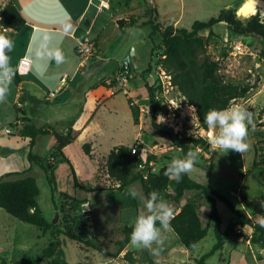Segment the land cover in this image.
I'll return each mask as SVG.
<instances>
[{"label":"rangeland","instance_id":"rangeland-1","mask_svg":"<svg viewBox=\"0 0 264 264\" xmlns=\"http://www.w3.org/2000/svg\"><path fill=\"white\" fill-rule=\"evenodd\" d=\"M244 1L113 0L112 7L103 8L95 18L93 31L99 35L103 56L106 58L104 61L89 67L86 65L76 74L74 71L80 59L71 48L69 52H64V59L56 64L54 71L44 72V84L33 80L31 75L27 76L24 79H30L35 85L29 86L27 90L32 93L38 92L41 101L39 104L30 102L25 106L22 100L19 103L14 102L13 87L9 88L10 93L6 101L0 103V178L6 181L26 176L36 178L40 188L38 202L49 223L63 228L64 222L69 218L78 217L84 222L91 242L112 253L116 252L118 249L116 241L123 237L122 227L133 226L138 215L145 210L144 194L140 182L130 185L124 191H107L116 187L103 179H97L99 162H103L110 151L119 145L133 147L140 143V150L136 156H141L143 160L151 158L154 162L152 167L144 170L145 173L149 170L159 172L173 159H181L182 153L175 145L152 134L149 130L152 120L149 117L140 116L135 122L128 102L129 96L122 89L124 87L115 88L113 84L107 83L110 78L105 77H110L117 71L125 59L124 53L129 55L135 49L138 59L136 63L130 64L129 78L135 90L134 94L143 99L146 96L145 79L149 74L157 75V70L161 67L158 62L164 52L162 32L168 26H173L176 30H190L194 21H207L226 9L227 12H237ZM127 2H130V5L127 6ZM4 5L5 1L0 0V7ZM147 9L152 10L151 16H146ZM112 15L116 18H128L132 15L137 18L138 24L140 20L142 24H136L123 31ZM262 17L264 18L263 15ZM238 18L246 22L249 17ZM144 20H152L153 24L159 27L152 37L151 25H143ZM200 34L209 37L208 53L219 62L226 82L241 87L250 86L246 96L233 100L230 105L238 104L248 108L253 113L255 128L249 125L247 143L250 144V149L243 154L234 151L225 153L219 149L214 151L207 142L197 146L193 151L199 153L198 162L189 175L199 183L214 187L228 197L237 208L243 209L242 197L252 200L264 196V169H252L255 159L254 134L264 131V41L257 35L238 34L225 22L215 25L211 31L203 30ZM237 46H242V53H237ZM25 47L26 43L20 40L12 44L11 50L5 53L9 59L6 65L0 66V73H3L8 65L16 72ZM69 58L72 62H69ZM66 71L70 79H75L68 88L66 83H61ZM133 72H137L138 76H132ZM12 82L11 85L14 86ZM3 84L8 87V81H4ZM99 86L108 89L107 94L112 98L107 102L100 100L99 104L103 102L102 105L93 111L91 97L89 98L86 111H92L93 118L80 136L72 133L77 136L76 140L65 150V155L74 167L81 185L77 188L70 166L58 153L52 134L38 137L33 150L48 165L46 169H42L29 161V139L23 137L20 132L27 124L46 128L50 132H61L81 108L83 109L87 91ZM51 92H55L56 95L48 99ZM23 98L27 99V94H24ZM71 101L74 103L71 104ZM63 116L71 118L65 119ZM208 131L214 133L213 129L208 128ZM86 143L92 144V158L85 153L83 146ZM52 173L55 175V181L52 180ZM97 187L105 190L89 192L84 190ZM132 189L139 194L136 198L129 195ZM63 194L81 199L84 203L77 204ZM166 201L174 212L188 203L195 204L208 234L195 247L186 249L170 227L163 233L165 237L163 250L158 256L149 252V256L168 264H197V260L212 251L217 242L213 229L214 222L210 219L211 203L200 192H187L178 203L173 200ZM217 205L223 229L230 231V234L225 236L223 249L216 251L207 260V264H264V247L257 243L259 233L251 226L242 227L223 203L218 202ZM249 218L254 221L253 217ZM61 238L64 242L65 258L69 264H129L124 259L127 251L133 252L139 262L145 257V251L133 247L131 243L119 256L111 257L92 248L82 247L65 236ZM51 241L49 233L13 218L0 208V264H15L26 256L31 259L40 258L42 249ZM40 264H48V261L43 259Z\"/></svg>","mask_w":264,"mask_h":264},{"label":"trees","instance_id":"trees-1","mask_svg":"<svg viewBox=\"0 0 264 264\" xmlns=\"http://www.w3.org/2000/svg\"><path fill=\"white\" fill-rule=\"evenodd\" d=\"M151 13V9L146 10V16H151ZM136 19V17H132L128 20H119L118 25L123 31H126L128 27H134L138 24ZM223 22L238 34L257 35L264 41V18L260 10H257L254 15L250 16L246 22L239 19L236 12L223 10L220 14L211 17L207 21H194L190 30H176L173 26H168L162 32L164 52L159 58L158 63L172 76L173 83L178 87L182 95L190 103L197 106L202 124L206 129L208 127L204 124L203 119L210 109H225L230 106L233 100L246 96L250 91V86L248 85L241 87L226 82L219 62L214 60L208 53L209 37H204L200 34L203 30L209 29L211 31L215 25ZM25 24L24 17L13 2L0 7V25L3 28L20 31ZM143 25H151L150 37L159 30V27L154 25L152 20L145 21ZM98 55L97 51L95 58ZM126 70L130 72V66ZM125 71L121 70V72ZM15 73L16 75L12 80L16 84H19L22 79L17 72ZM21 100L25 101L23 98ZM131 111L135 122H137L140 117L139 109L131 106ZM24 115H26L25 112ZM79 115H76L67 123L65 126L67 132H52L56 141L57 151L70 166L73 181L77 188L81 187V185L77 180L74 167L64 153V148L76 140V136L72 135V133L74 131V123L79 118ZM151 120L152 123L149 125V130H151L152 134L179 148L182 153L181 159L189 151L206 143L200 139L194 141V146L186 145L174 139L171 132L161 124L157 123L154 119ZM20 133L23 137L29 139V161L36 163L42 169H46L48 167L46 161L35 154L33 150L37 145L38 137L51 134V132L46 128H38L32 124H27L21 129ZM254 137L256 139L254 143L255 159L252 169H264V131L256 132ZM83 147L85 153L92 158V144L86 143ZM132 150V146L126 145H119L113 148L108 156L104 158L103 162H99L97 179H103L115 185L116 188L107 189V191H124L130 185L140 182L144 197L155 190L165 200H173L176 203L180 202L187 192L202 193L211 203L210 219L214 222L213 229L217 242L212 251L197 260V264H207V260L216 251L223 249L225 236L230 234V231L223 229L217 205L218 202L223 203L230 210L234 219L239 221L242 227L251 226L255 229L259 233L257 243L264 247V227L260 226V220L264 218V208H261V203H264V196L252 200L242 197L241 201L244 208L239 209L228 197L222 195L214 187L199 183L192 179L188 173L183 176L179 183L165 176L164 173L168 164L163 166L159 172L149 170L145 173V169L152 167L150 166L151 158H147L144 161L141 156L134 155ZM51 177L55 181L54 173L51 174ZM84 190L86 192L103 191L105 188H85ZM39 194L40 188L38 182L32 176L12 181L0 178V208L19 221L39 227L44 233H49L52 239L51 243L42 249V256L40 258L31 259L26 256L15 264H40L43 259H46L48 264H69L65 258L64 242L61 236L67 237L78 245H82V247L92 248L103 255L111 257L119 256L130 244V235L134 225L122 227L121 232L123 237L116 241L118 249L112 253L106 248L91 242L84 222L78 217L69 218V220L64 222L63 228L49 223L38 202ZM63 196L74 200L77 204L84 203L83 200L71 198L68 194H63ZM250 216L254 218V221L250 220ZM170 227L177 234L180 243L186 249L195 247L208 234V229L203 226L198 210L193 203H188L174 212V217L170 221ZM144 251L145 257L140 262L136 259L134 253L130 251L125 253L124 259L129 264H168L165 261L152 259L149 256V251Z\"/></svg>","mask_w":264,"mask_h":264},{"label":"crops","instance_id":"crops-1","mask_svg":"<svg viewBox=\"0 0 264 264\" xmlns=\"http://www.w3.org/2000/svg\"><path fill=\"white\" fill-rule=\"evenodd\" d=\"M4 1L6 4L9 2H13L14 5L19 9V11L21 12L22 16L26 21L25 26L20 31H13L11 29H7V31L3 32L2 34L5 35L8 39H10L11 44H13L15 41L18 40L26 43V47L24 49L23 54L20 57V60L23 57H28L29 59L32 60L31 71L27 76L31 75L33 77V80H37L41 84H44L43 82L44 72L54 71L53 69L55 68L56 64H58V62L55 58H50L49 55L50 54L54 55L56 50H59L62 53V57H63L64 52L66 51L69 52L70 49L72 48L74 49V52L78 57L77 44L79 40L91 41L98 50L99 55L96 58H94L92 61H90L87 64L88 65L87 67L92 65H97V63L104 61L106 59L103 56L104 52H103V47L99 41V35L94 34L93 31L95 27V18L103 11L102 10L103 8L110 9L112 7L113 0H109L107 3H105L104 0H4ZM113 5H115V3ZM126 5L127 6L130 5V2H127ZM93 14L95 15L93 16ZM112 17L114 21L118 24L119 20H123V19L128 20L129 18L132 17V15H130L128 18H121V17L116 18L115 15H112ZM140 24H142L141 20L139 21L138 25ZM45 35L50 37V39H44ZM7 50L8 49L6 48V51ZM37 53H39L40 56H38ZM127 56L129 55L124 53V57L126 58ZM62 59H64V57ZM69 62H72V59L69 58ZM121 63L117 71L113 72L110 77H105V78H111L112 76L121 72ZM134 63H136V61ZM85 67H82L81 63L79 62L78 67L74 72L78 74ZM131 74L132 76L135 77L138 76L137 72H133ZM27 76L21 77L22 81L19 84H16L13 80L12 83L14 86L8 84L9 88L13 87L12 93H13L14 102L19 103L21 98H23V95L27 94L28 98L25 99V101H23V104L25 106L28 105L30 102L39 104L41 101L39 99L38 92L34 91L35 93H32L27 90L29 86H35L34 82H32L30 79L27 80L24 79ZM149 77L147 79H149ZM65 78H66L65 83L68 88L71 86V84L74 82L75 79H70L67 71L66 73H64V76L61 78V83H63V79ZM4 81H8L7 77H4L3 82ZM9 93L10 90L8 94ZM107 93H108V89H106L103 86H99L96 87L95 89H90L87 91L85 95L83 109L81 108L82 111L81 110L79 111L78 113L80 114L79 118L75 121L73 126V130H74L73 132L76 133L77 136H80L88 128L93 118L92 111L95 108L97 110L98 107L102 105L103 102H107V100L112 98V96L108 95ZM90 97H91L90 103H91L92 111L87 112L86 108H87V104L89 103ZM100 100H104V101L100 102L99 104ZM72 103H74V101H71V104ZM63 117L71 118V116H63ZM49 126H51V124H49ZM61 132H67L66 128L64 129L62 128ZM54 145L55 143L53 144V146ZM66 148L67 147L64 148V153ZM210 165H212V163Z\"/></svg>","mask_w":264,"mask_h":264},{"label":"clouds","instance_id":"clouds-1","mask_svg":"<svg viewBox=\"0 0 264 264\" xmlns=\"http://www.w3.org/2000/svg\"><path fill=\"white\" fill-rule=\"evenodd\" d=\"M44 39H50L47 35ZM10 39L0 34V66L7 63L5 48L11 50ZM40 56L39 53H37ZM50 58H55L57 62L62 61V53L56 50ZM16 73L10 65L0 73V103L6 101L9 87L4 86L3 79L7 77L10 85ZM204 124L214 133L210 135L209 146L212 150H222L225 153L234 151L245 153L250 149L247 143L248 128L251 125L255 128L253 113L242 105H230L225 109H210L203 119ZM199 153L189 151L182 159H173L167 166L165 176L179 183L183 176L191 172L198 162ZM129 195L136 198L139 194L135 189ZM144 208L136 218L133 230L130 235V243L133 247L149 251L153 255H159L164 248L165 237L163 235L170 228V221L174 217V209L158 191L153 190L143 198ZM264 208V203H261ZM159 225V226H157ZM260 226L264 227V218L260 220ZM155 245V247H153Z\"/></svg>","mask_w":264,"mask_h":264},{"label":"built area","instance_id":"built-area-1","mask_svg":"<svg viewBox=\"0 0 264 264\" xmlns=\"http://www.w3.org/2000/svg\"><path fill=\"white\" fill-rule=\"evenodd\" d=\"M107 3L109 0H104ZM7 31L0 25V34ZM237 53H242V46H237ZM97 48L89 40H79L77 44V54L82 67H85L97 54ZM32 67V60L28 57L21 58L17 74L20 77L27 76ZM146 96L140 99L131 86L129 70L119 72L107 80L108 84H113L115 88H122L129 97V104L138 108L140 116L154 119L157 123L171 132L174 139L190 146H194L195 140H204L209 143L211 132L206 129L201 121L196 105L190 103L173 83L172 76L162 67L157 70V75H151L146 79ZM66 78L63 79V83ZM132 89V90H131ZM151 89V91H150ZM151 93V96H150ZM56 93L51 92L48 99L55 97ZM140 143L133 146L132 153L138 154ZM146 161V159L144 160ZM153 160L150 166L153 165Z\"/></svg>","mask_w":264,"mask_h":264},{"label":"bare ground","instance_id":"bare-ground-1","mask_svg":"<svg viewBox=\"0 0 264 264\" xmlns=\"http://www.w3.org/2000/svg\"><path fill=\"white\" fill-rule=\"evenodd\" d=\"M254 7H252L251 9H249L250 5H253ZM261 8V13L264 16V2L258 1V0H248L246 1L243 6L239 9V13H243L244 17H247L248 15H251L253 13H255L257 10H259ZM213 133L211 132L210 135H212Z\"/></svg>","mask_w":264,"mask_h":264},{"label":"water","instance_id":"water-1","mask_svg":"<svg viewBox=\"0 0 264 264\" xmlns=\"http://www.w3.org/2000/svg\"><path fill=\"white\" fill-rule=\"evenodd\" d=\"M246 1H248V0H245L244 3H245ZM258 1L264 2V0H258ZM259 10H261V8H260ZM226 11H228V10L226 9ZM236 14H237V16H239V17H244L243 13H239V10H237ZM252 15H254V14L248 15V17H250V16H252ZM137 59H138V58H137V53H136V51H135V49H134V50L129 54V56H127V57L122 61V63H121V70H122V71H125L126 69H128L129 66H130V64H131V63H134L135 61H137Z\"/></svg>","mask_w":264,"mask_h":264},{"label":"snow or ice","instance_id":"snow-or-ice-1","mask_svg":"<svg viewBox=\"0 0 264 264\" xmlns=\"http://www.w3.org/2000/svg\"><path fill=\"white\" fill-rule=\"evenodd\" d=\"M252 7H254V4H253V5H250V6H249V9H251Z\"/></svg>","mask_w":264,"mask_h":264}]
</instances>
